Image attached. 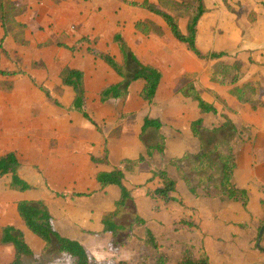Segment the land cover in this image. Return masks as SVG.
Instances as JSON below:
<instances>
[{"label": "crops", "instance_id": "0c3cea01", "mask_svg": "<svg viewBox=\"0 0 264 264\" xmlns=\"http://www.w3.org/2000/svg\"><path fill=\"white\" fill-rule=\"evenodd\" d=\"M118 1L124 8L131 11L132 20H127L120 16L117 20L116 32L113 34V37L116 33L120 32L141 63L159 69L162 73V79L155 97L158 98V100L154 101L152 104L137 100V96L140 97V92L145 84L142 80L131 83L128 99L125 103L122 102L116 122L122 113L130 115L133 113L135 107L136 109L139 108V113H135V130H133L130 135H132L131 141L134 146L136 142H138L142 149L139 150V155L134 158L125 155L126 148L123 146L121 147V150H119L121 153L115 151L116 149L114 150V148L111 147L113 143L109 141L110 138L118 140V136L111 137L106 132L101 134L93 125L89 126V124H87L89 122H87L80 114L66 112L71 117L80 119L82 121L81 125L83 127H88L89 132L96 131L101 136L94 139V137H92L93 134L89 133L90 140L85 136H82L80 139L81 142L79 148L84 147L85 151L83 152L86 153L84 156L85 166H87L88 162H91L93 169L96 168V171L90 176L91 179H95L96 173L100 171H111L114 167H118L123 159H135L140 155L146 156V146L143 147V143L139 138L143 119L146 116L158 119L163 124V130L169 128L171 131L170 138L164 134V131H161L165 137L164 152L158 153L155 151L151 158H147L146 156L147 163H149V166L151 164V167L148 169L150 176L145 180L150 181L153 178L151 177L150 170H154L151 161L155 155H164L169 163L171 159L181 158L185 153L190 155L198 153L201 149V143L199 139L192 135L190 130L191 123L199 118H203L204 127L207 129H213L223 124L222 121L218 122V120H222L223 117L221 118L219 115L223 113L237 129L243 128L246 130L244 131L243 139L235 137L236 168L233 175V184L237 188L247 191L249 197L247 210L243 209L241 203L228 200L221 196L219 191H212L211 195L214 192L211 198L212 201L207 200L208 203H206L204 202L206 199L205 197H208L209 195H207L202 189L197 190V194L194 195L189 192L185 185L181 190H178L176 187V192L173 194L175 201L173 202L164 203L161 200H153L146 195V191L148 188L154 189L159 187V179L153 180L157 181V183L159 181V185L156 187H150L147 185L144 189L137 190L127 187L125 182L126 178L129 174L138 171V167L133 172L125 174L124 185L132 194L138 214L146 221V224L148 222L147 227L153 231L162 245L163 251L169 256L170 261L168 264H177L180 259V251L183 244H189L193 247L195 257L199 256L200 250L203 248L209 257L210 264H264V251H261V249L264 250V236H262L260 248L257 247L259 232L264 228V108L254 107V105L249 103H242L231 94L230 88L211 82V71L215 61L198 59L185 45L179 43L173 37L167 24L159 16L143 9L129 7L121 0ZM149 1L154 5H158V0ZM226 1L234 10L233 12L227 9L225 0H204L208 12L202 16L197 27V47L203 53H226L227 56L223 58V60L229 64L234 61H239L243 73V79L239 84H252L257 89V94L262 95L264 94V0ZM242 6L243 9H240ZM250 14H255V17L252 18V20ZM177 18L181 31L186 33L187 18L182 16H178ZM137 22L151 23L155 28L156 33L147 36L142 35L135 29ZM113 44L115 43L113 42ZM64 45L70 46L68 44ZM115 46L117 47L116 44ZM111 55L114 56L113 54ZM92 58L97 60L94 57ZM115 59L122 62V59L119 60L116 57ZM97 61L108 70L107 72H110L109 76H111V80L106 76L107 80L104 81L105 78L100 71H97L94 74L96 80L95 83L102 84L96 91L95 97L98 99L99 105H105L110 101L116 100L101 103L99 100V92L107 85L121 82V78L103 62L99 60ZM69 68L79 69L84 73L86 106L89 113V102L91 101L88 97L91 96V90L87 83L88 74L85 70L76 66ZM187 82L192 83L200 93L201 97L216 108L218 111L217 115L201 114L197 103L190 98H186L180 92L183 84ZM66 89L71 94V99L68 102L69 104L74 98V93L69 87H66ZM130 95L135 97V100H137L136 103L139 105H135L133 99L130 101ZM158 109L160 110V114L158 113ZM126 121L127 120L122 124L124 125L122 127L123 130L121 131L122 136L126 135L127 129H130L131 127L127 123L128 121ZM182 126H185L186 132L182 131ZM58 128L59 123L54 122L53 125L49 124V129L45 128L43 131L52 133V136L50 137L53 139L57 138L58 140V147L53 149L52 152V164L59 161L61 155L63 156V162L67 161V164H65V168L61 170L53 168L52 171H47L43 165L41 169L45 176L46 174L53 173L52 176L68 178L72 173V170L70 169L72 168L71 165H75L76 149L74 144H72L73 140L70 139L68 135H66V137H61L59 135ZM69 132L70 131H68V133ZM150 132L155 133L157 136L156 132L152 130L149 131L147 135L150 134ZM12 133V131H5L2 144H6L10 138H13ZM133 134L136 135L135 140H132ZM105 142L107 149L109 150V164L93 163L91 157H102ZM129 142L130 141L127 139V143ZM26 143L25 145L30 147L28 142ZM172 145L176 150H179V155H177L178 153L172 154V151L170 150ZM14 149L10 151L15 152ZM93 149H95L97 153H94ZM7 152H9V150H7ZM5 153L3 152V154ZM114 153H119L118 155L121 154V157L117 155L115 162L111 159ZM3 154H0V156ZM20 160L21 159L18 158V161L21 164V167L18 169L19 176L25 181H27L29 176L35 177L36 174H34V170L27 168L28 171H25L23 161ZM30 166H32V164H30ZM61 171L66 172L62 175ZM88 172L89 171H87V173ZM94 179L92 181L93 190L98 193L92 197L94 199L92 205L89 204L91 207L89 206L90 208H88V212L83 214L81 211V215L77 216L75 209H73L76 205L75 201L61 200V202H57L51 194L33 193L32 191L34 187L32 186V189L26 192L13 191L9 188L11 176L6 175L2 177L0 179V187L4 190V195L8 198L10 197L14 203L12 205L14 220L6 221L5 206H0V228L6 225L14 226L23 232L26 240L27 232L30 231L25 227L23 221L18 216L16 204L21 200H43L54 218L55 229L60 235L67 237L71 235L83 236L84 234L100 233L103 229L101 224L103 215L106 212L114 210V203L120 197V190L119 188L118 190H111V188L108 189L109 187L103 190L99 184H96L97 182H95ZM83 193L85 194L87 192ZM110 194L112 196L108 198V195ZM34 195L36 196L33 197ZM50 200L52 203H50ZM173 203L178 205L175 211L171 208ZM206 204L213 214V219L210 220L209 224L208 222H205L206 220H203V213L207 211L204 208L206 207ZM143 206L148 207V212H145L144 210L142 211ZM177 209H179L181 211L180 214H182L179 217L176 216ZM148 218L150 220H148ZM165 218L167 220H164ZM181 219L186 223L185 227L180 224ZM150 222H154L156 226H162L166 222L165 225H169L171 228L165 229V231L167 230L165 236H158L154 230L155 228L151 226ZM261 223L263 224L262 228H260ZM187 224L191 225V227H187ZM203 224H205V227H203ZM105 236L106 239L108 238L109 240V237L107 236L110 235ZM76 239L77 238L73 240ZM32 240L37 246H40L42 249L40 250V253H42L44 243L40 239L39 241L34 240V238ZM92 243L93 245H96L99 242L95 239ZM106 246L108 247V245ZM31 249L33 250L32 247ZM5 251L8 253L7 261L0 260V264L10 263L15 257V252L12 246L0 245V258L4 257L3 255ZM107 251H109V248ZM33 252L36 251L33 250Z\"/></svg>", "mask_w": 264, "mask_h": 264}, {"label": "rangeland", "instance_id": "374dc122", "mask_svg": "<svg viewBox=\"0 0 264 264\" xmlns=\"http://www.w3.org/2000/svg\"><path fill=\"white\" fill-rule=\"evenodd\" d=\"M13 1L16 6L15 9L12 10L10 24L8 25L9 35L4 41V47L7 53L3 54L0 51V69L21 72L22 74L15 77L0 76V154L15 148L14 151L17 157L21 159L20 161H23L24 170L28 171L27 168H31L34 170V174H36L35 177L29 176L27 178V181L32 187H34L32 192L35 194H51L57 202H61V200L75 201L76 205L73 209H75L77 216H80L81 211L83 214L88 212L87 210L91 207L90 205H92L94 199L92 197L98 193L93 190L92 181L94 178L91 179L90 177L91 174L96 171V168L93 169L91 162H88L87 166H85L84 156L86 153L83 152L85 151L84 147L79 148L81 142L80 139L82 136H85L90 140L89 133L93 134L92 137H94V139L101 136L96 131L89 132L88 127H83L81 125L82 121L80 119L73 118L62 109L52 106L50 102L44 98L37 85L32 83L29 76H32L38 84H44L48 87L53 96L66 105L71 99V94L59 79L61 70L65 67L73 66L85 70L88 74L87 83L91 90V96L88 97L91 101L89 102V113L91 114V117H94V120L96 119V123L101 127L103 132H106L109 135L114 133L115 136H118V140L111 138L109 140L113 143L111 147H113L114 150L116 149L115 151L121 150V147L123 146L126 148L125 155L130 158L138 156L140 153L139 150H141L142 147L138 142L135 144V146H137H134L131 141L132 135L130 134L135 130V116L139 113V108L136 109L135 107L133 113L126 118L128 121L126 122L131 127L130 129H127L126 135L122 136L121 131L123 130L122 127L124 125L118 130V125L116 124L122 101H110L108 104L99 105L98 99L95 97L96 91L102 85L101 83H95V72L100 71L105 78L104 81L107 80L106 76L110 79V72H107L108 70L104 68L101 63L94 60L91 55L89 56L86 53L87 47L90 46L95 49L108 51L117 59L121 60V54L115 44H113L112 37L116 32L118 18L121 16L124 19L132 20V14L131 11L124 8L118 0ZM240 9H243V6ZM165 10L171 11V13L180 11L172 4L170 7L165 8ZM2 36L3 31L0 26V38ZM81 38H87L89 42L78 43ZM62 44H68L70 46L75 45L77 51L71 53V51L69 52V50L64 48ZM131 68L132 67L130 66L129 69ZM129 69H127V75L131 76L133 70ZM130 98V101L132 99L135 101V105H139L136 103L137 100L143 102L139 96H137V100L132 96ZM157 100L158 98L154 99V101ZM158 113L160 114V110ZM219 116L222 118V116L226 115L221 113ZM224 120L225 118H222V120H218V122L222 121V123H224ZM54 122L59 123V135L61 137H66V135H68L70 139L73 140L72 144H74L76 149L75 165H71L72 168L70 169L72 170V173L68 178H58L59 176H52L53 173L46 174L45 176L42 173V165L47 171H52L53 168H56V170L64 169L65 164H67V161L63 162L62 155L60 156L59 161H56L53 164L51 161V159H53V149L58 147V140L57 138L53 139L50 137L52 136V133L44 132L43 130L45 128L49 129V124L53 125ZM87 124L92 126L90 123ZM181 128L183 132H186L185 126H182ZM6 130L13 132V138L9 139L10 144L9 141L6 144H2V139ZM68 131L70 132L68 133ZM161 131H164V134L170 138L171 131L169 128L164 130L161 129ZM243 131L236 136L238 139L244 138L245 132ZM135 138L136 135L133 134L132 140H135ZM231 138L232 135L227 133H209L204 135L205 148L212 149L217 141ZM127 139L130 141L129 143H127ZM233 139H235V136ZM234 141L236 142V140ZM26 142H28L30 147L25 145ZM141 142L143 143V147L147 145L154 146L158 143V138L155 133L150 132V134L146 135ZM170 150L172 151V154H177L179 152V150H176L173 145L170 147ZM93 152H96L95 149H93ZM119 153H121V151H119ZM118 154L114 153L111 157L113 162L116 161ZM177 155H179V153ZM118 156L121 157V154ZM167 161L168 159L164 155H155L151 161L152 168L154 171L166 170L172 179L175 181L177 180L178 190L183 189L184 184L179 178L176 169L169 165ZM193 161L192 158H189L180 163L182 169H184L186 173L191 172V168L195 165ZM30 164H32L33 167L30 166ZM20 167L21 164L19 163V168ZM150 167L151 164L149 166V163H146L140 165L137 168L139 169L138 171L129 174L125 181L127 187L137 190L144 189L147 185L150 187H156L159 185V181L157 183V181H153L154 179L150 181L145 180L150 176L148 173ZM87 171L89 172L87 173ZM65 172L66 171H61L62 175H64ZM150 173L152 175L151 170ZM94 181L97 182L95 179ZM110 188L111 190H118V187L116 186L109 187L108 189ZM83 192H87L85 194L90 195H78L84 194ZM208 194L209 196L205 197L206 199L204 200L206 203H208L207 200L212 201L211 193ZM35 196L36 195L33 197ZM111 196V194L108 195V198ZM50 203H52L51 200ZM174 203L171 205L173 211L178 207V205ZM13 204L14 203L10 197L8 198L5 196L4 190L0 187V206H5L6 221L14 220L12 209ZM204 208L207 211L203 213V220H206L205 222H208L209 224L210 220L213 219V214L209 210L207 204ZM143 210L148 212V207L143 206L142 211ZM180 212L181 211L177 209V217L182 215ZM128 219L129 210H126L119 222L120 224L127 226ZM148 220L150 219L148 218ZM164 220L167 219L165 218ZM150 224L155 228L154 230L158 236H165V233L167 232L165 229L171 228L169 225H165L166 222L162 226H156L154 222H150ZM180 224L184 227L186 226V223H184L182 219ZM204 225L205 224H203V227H205ZM187 227H191V225H188ZM143 233L144 230L142 228H134L132 232L133 238L128 239L129 232L127 230L122 231L116 238L118 250L116 248L111 249V236H107L109 237V240L108 238L106 239L105 236L109 234H84L83 236L71 235L67 237L72 239L77 238L76 240H78L97 261L113 264L119 260H129L131 264H142V259H144V257L143 255L140 257L139 252L143 247ZM33 238L34 240L39 241L35 235L31 232H27L26 240L36 252H34V257H22V264H50L52 262L56 264H72V259L69 256L64 254L56 255L57 246L55 242L53 243V252L55 253V256H49L40 253V250L42 249L33 242ZM95 239H97L99 243L93 245L92 241ZM105 244L108 245V247ZM108 248L111 253L107 251ZM3 256L4 257L0 258V260L7 261V251H5ZM57 260H60V262Z\"/></svg>", "mask_w": 264, "mask_h": 264}, {"label": "trees", "instance_id": "16d2710c", "mask_svg": "<svg viewBox=\"0 0 264 264\" xmlns=\"http://www.w3.org/2000/svg\"><path fill=\"white\" fill-rule=\"evenodd\" d=\"M121 1L129 7L143 9L159 16L167 24L173 37L179 43L185 45L198 59L215 61L211 71V82L230 88L231 94L242 103H249L254 105V107L264 108V94L258 95L257 89L252 84H239L243 79L242 66L239 61H234L229 64L223 60V58L227 56L224 52L203 53L198 49L196 44L197 27L202 16L208 12L204 0H158V5H154L149 0ZM171 4L180 11L171 13V11L165 10V8L170 7ZM225 5L229 11H234L226 0ZM15 6L16 4L13 0H0V26L3 30V36L0 38V51L3 54L7 53L4 47V41L9 35L8 25L10 24L12 10L15 9ZM178 16L187 18L186 33H183L179 27ZM250 17L252 20L255 14H250ZM135 29L145 36L156 33L153 25L148 22H137ZM84 42H89V40L87 38H82L79 41V43ZM113 42L117 45L122 55V62L117 61L115 57L108 52L90 46H88L86 50L89 55L103 62L121 78V82L107 85L102 88L99 92L100 102L107 103L110 100H121L125 103L129 96V87L131 83L142 80L145 84L140 92V97L148 104H152L161 83V71L153 66L141 63L129 48L120 32L114 35ZM62 45L72 53L77 51L76 46ZM128 65L132 68L129 69L130 66ZM126 68L133 70L131 76L127 75L128 71ZM21 74V72L0 69V76L2 77H15ZM29 77L32 83L37 85L45 99L53 106L67 113L75 112L80 114L86 121L93 125L99 133L103 134L101 127L87 111L85 76L83 71L65 67L59 74V79L62 84L69 87L74 93L72 102L67 105L55 98L50 89L44 84H38L32 76ZM180 92L186 98H190L197 103L201 114H218L216 108L201 97L192 83H184ZM128 115L129 114L122 113L118 118L116 122L118 130L121 129ZM222 117L225 118V122L221 126L213 129L204 127L203 118L193 121L190 125V130L192 135L199 139L201 143L200 151L194 155L185 153L181 158H173L169 161V165L176 169L179 178L192 194L196 195L199 189L205 190L204 192L207 195H209L208 193H211V191H219L221 196L228 200L241 203L243 209L247 210L249 203L247 191L239 189L233 184V175L236 168L235 139L233 138L244 129H237L226 116ZM162 127L163 124L158 119H153L148 116L143 119L139 135L140 140L143 141L144 137L151 130L156 132L158 138V143L156 145L146 146L147 158H151L155 151L158 153L164 152L165 137L161 133ZM209 133H227L232 135V138L217 141L212 149H206L204 135ZM110 136L116 137L114 133L110 134ZM146 156L140 155L135 159H123L120 165L114 167L111 171H100L96 173L95 180L100 185L101 189L104 190L110 186H116L120 190V197L114 203V210L106 212L103 215L101 220L103 229L98 234H109L111 236V249L116 248L118 250L116 238L122 231L127 230L129 232L128 239H132L133 229L142 228L144 230L142 237L143 247L139 252L140 257H142V255L144 257V259L141 258L142 264H168L170 261L169 256L163 251V247L153 231L147 227L146 221L138 214L132 194L124 185L125 174L131 173L140 165L146 164ZM189 158L194 160L193 163H195V165L191 168V172L186 173V171L182 169L180 163ZM91 161L95 164H109V150L107 149L106 142L102 157H91ZM18 168L19 161L15 152L9 151L0 156V179L6 175H10L11 181L9 188L11 190L17 192L31 190V185L19 176ZM152 177V179L160 180V186L154 189L148 188L146 195L153 200H161L164 203L175 201L173 194L176 192L177 182L168 175L167 171L152 170ZM78 195L88 196L90 194ZM126 210H129V219L127 226H124L120 224L119 220ZM16 211L25 227L44 243L42 253L55 256L53 252V243L55 242L58 251L55 250L56 255L64 254L69 256L72 259V264H109L95 260L87 249L78 241L60 235L55 229L54 218L45 201H18L16 204ZM262 227L263 224L261 223L260 228ZM0 245L12 246L14 249L15 257L12 262L7 264H22V257H34L35 255L26 242L23 232L11 225L0 228ZM261 251L264 250L261 249ZM57 261L60 262V260ZM52 263L56 264L54 262ZM113 264H131V262L128 260H121ZM177 264H210V262L203 248L200 250L199 256L195 257L193 247L189 244H183L181 246L180 259Z\"/></svg>", "mask_w": 264, "mask_h": 264}, {"label": "water", "instance_id": "95a60500", "mask_svg": "<svg viewBox=\"0 0 264 264\" xmlns=\"http://www.w3.org/2000/svg\"><path fill=\"white\" fill-rule=\"evenodd\" d=\"M264 234V228H262L259 232V237H258V244H257V247L260 248V242H261V239H262V236Z\"/></svg>", "mask_w": 264, "mask_h": 264}]
</instances>
